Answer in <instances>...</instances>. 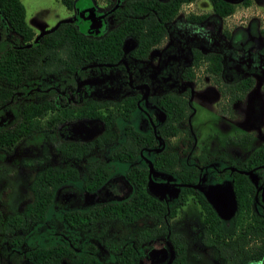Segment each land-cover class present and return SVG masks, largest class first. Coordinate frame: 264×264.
Masks as SVG:
<instances>
[{
	"label": "flooded vegetation",
	"instance_id": "af4514ba",
	"mask_svg": "<svg viewBox=\"0 0 264 264\" xmlns=\"http://www.w3.org/2000/svg\"><path fill=\"white\" fill-rule=\"evenodd\" d=\"M193 1L171 11L168 0H87L82 8L72 0L62 2L70 16L48 27L36 28L24 15L28 33L0 14V59L14 61L5 65L10 78L0 73V133H11L0 142V175L4 168L12 174L15 164L26 182L0 183V264H264V254L237 256L264 241V228L256 234L246 228L264 224V141L244 148L239 125L223 128L219 115L226 110L216 103L212 124L234 134L225 133L218 148L198 149L196 130L206 118L192 122L194 76H180L187 66L203 70L192 64L193 50L220 53L222 77L224 59L242 57L237 26L245 19L227 20L243 0H221L235 6L223 15L213 11L217 0L184 8ZM135 19L163 29L144 33L158 40L148 47L138 41L141 33L128 32L117 57L84 62L85 37L107 36L119 22L129 29ZM63 22L75 30L53 32ZM214 22L222 42L206 31ZM191 30L195 42L182 43ZM165 94L185 99L186 115L176 133L163 137ZM179 132L190 141H177ZM41 169L60 176L51 195L47 177L49 201L36 207L31 183ZM142 178L143 206L126 207Z\"/></svg>",
	"mask_w": 264,
	"mask_h": 264
},
{
	"label": "rangeland",
	"instance_id": "374dc122",
	"mask_svg": "<svg viewBox=\"0 0 264 264\" xmlns=\"http://www.w3.org/2000/svg\"><path fill=\"white\" fill-rule=\"evenodd\" d=\"M85 1L87 0H75V3L78 5L79 3H83ZM21 2L25 9V21L30 25H34L36 28L38 26L41 28L48 27V25H51V23H54L61 18L69 17L71 13V9H68L61 0H21ZM202 3H204V0H195L193 3L185 6L184 8L187 10L192 8L199 10ZM79 6L82 8L84 5L79 4ZM235 14L241 15V17L245 19V22H242L237 26V29L242 30V35L238 40L242 42L243 53L242 57L238 58L236 61H234L231 55L224 59V76L222 78L228 80L250 74L253 76L254 82L242 98L238 99L233 106L231 105L232 103L230 104L231 106L229 111L219 115V121L225 123L223 128H225L226 125L229 128L234 123H237L239 125V133L242 135L249 134L243 140L242 145L244 148H250L253 146L254 142H257L258 139L264 141V0H250L247 6L237 2ZM232 20L233 18L230 16L227 23L232 22ZM207 26L208 28L206 31L207 33L210 32V40L222 42L223 38H221V29L219 25L214 22L212 24H208ZM85 27L86 26L84 24L83 28ZM232 27L234 26H228L230 29H233ZM194 33H197V31H189L188 35H191L184 38L182 43H185L186 41L187 43L195 42V38H193L195 35ZM205 37L207 38V35ZM205 41L206 40H201L200 42L207 44ZM182 48L183 49L180 51L184 52V45H182ZM255 57L257 63H255ZM253 64L258 67H255L254 69ZM180 82L183 83L181 80ZM190 84L194 88L195 92L192 102L195 109L191 120L194 122L195 119L204 120L206 118V122L203 125L198 126L196 130L197 148L200 150L205 149V145L207 144L211 149L218 148L221 144L225 143V133L234 134L232 131L230 133L229 129H221L220 131H217L218 129H216L212 124L214 114L213 111L218 110L216 103L220 106L219 103H223L224 96H220L212 78L206 72L201 70V68L195 71L194 78ZM187 124V120L185 119L179 122L181 130H186ZM251 135H253L252 138L250 137ZM216 138H219V140ZM175 139H177V141H181V143L190 141L188 133L186 132H179L178 137ZM29 151L30 149H26L25 153H28ZM42 164L43 163H40L39 165ZM13 165L14 166H10L12 174H7L6 170L8 168H4L5 172L2 173L3 177L0 178V183H5L2 182L3 179L4 181L8 179V183L12 181L16 184L18 183L19 188H23L26 182L13 172V168L17 169L15 164ZM7 166L9 165H3V167ZM1 191L2 190H0V197L3 196ZM16 192L18 191L15 189L12 194L15 195ZM183 221L184 220H181L180 223L189 224L190 220L187 219L184 222Z\"/></svg>",
	"mask_w": 264,
	"mask_h": 264
},
{
	"label": "trees",
	"instance_id": "16d2710c",
	"mask_svg": "<svg viewBox=\"0 0 264 264\" xmlns=\"http://www.w3.org/2000/svg\"><path fill=\"white\" fill-rule=\"evenodd\" d=\"M65 5L70 6L72 0H61ZM184 1L188 0H168L167 5L172 10H175L176 7ZM173 3V4H171ZM213 11L218 15H223L226 13H230L234 10L235 6L233 3L224 2L221 0L213 1ZM249 3V0H243L242 4L246 5ZM139 11V8H137ZM0 14L4 16L7 20L8 24L15 29L19 33H28L29 29L25 24L24 15L25 9L21 2V0H0ZM74 27L71 23L63 22L61 23L53 32H62V31H74ZM107 36H103L102 38L96 39L94 37H88L84 39V46H83V58L84 62H88L94 59H102L105 57L106 59L115 58L117 57L120 52V42L125 33L128 32H139L142 34V38H139L138 41L144 40L146 42V46L158 40L159 37L155 39H147V36L144 35L145 32H154L156 34H162L163 29L159 30L156 26H152V24L143 25L141 24L139 19H135L132 22V26L128 29V24L124 22H119L118 24L112 25L109 29H107ZM8 56V55H7ZM5 55L2 59H0V73L5 75L6 77L10 78L12 74L11 68L6 67L5 65H12L14 63L13 56L9 55L8 59ZM27 60V54H24ZM192 64L196 67L199 64H203V71L206 72L211 78L214 84L218 86V89L222 96H224V101L221 104L223 111L230 110V104L236 100L240 99L244 96V94L251 88L254 82V78L252 75L247 74L240 78H236L231 81H225L222 78V62H221V55L218 52H206L201 53L199 51L193 50L192 53ZM194 71L192 70L191 66H187L181 73L180 76L183 78L192 79L194 76ZM163 104L164 110L166 113V119L160 129L163 137L166 135L174 134L178 131L177 122L184 118L186 115V101L185 99H179L172 95V94H165L163 96ZM27 121H25L26 123ZM28 126V124L26 125ZM20 128L24 127L23 121L19 126ZM11 133H0V142L7 137H10ZM246 136L244 135L243 138L245 139ZM167 158V157H166ZM169 158V157H168ZM50 176V195L53 192L54 187L59 183V171L52 170L51 175L48 173L45 174V169H41L38 171L31 183V188L35 193L34 198V206H40L41 204L44 205L49 201L48 194V182L47 177ZM140 182L135 190L136 195L131 200V204L126 205L129 207H141L144 203L143 199V178L139 179ZM248 182V181H247ZM246 183V181L244 182ZM235 188V185H234ZM236 192H240L235 188ZM248 191V190H245ZM251 191V190H250ZM242 194V193H241ZM237 195V193H236ZM245 196H241L244 198ZM238 198V195H237ZM148 199V197H147ZM203 199V198H202ZM150 200V197H149ZM241 200V199H240ZM239 202V199H238ZM241 202V201H240ZM173 205V204H172ZM172 205L168 207L171 209L173 208ZM124 206V205H123ZM166 207V206H164ZM240 208V203L238 205V209ZM238 215V212L236 213ZM250 230L251 234H256L257 232H261V229L264 228V224L259 226V229L255 225L248 224L246 226ZM236 239H239L237 236ZM241 247V246H240ZM264 254V241L257 247L253 248H244L241 247L240 251L237 253V256L246 259H257L260 258ZM54 263V262H53ZM56 264V263H54Z\"/></svg>",
	"mask_w": 264,
	"mask_h": 264
},
{
	"label": "built area",
	"instance_id": "2783aa9c",
	"mask_svg": "<svg viewBox=\"0 0 264 264\" xmlns=\"http://www.w3.org/2000/svg\"><path fill=\"white\" fill-rule=\"evenodd\" d=\"M230 16H232L233 20H239L241 18V15H236L235 13H232ZM246 16V15H242Z\"/></svg>",
	"mask_w": 264,
	"mask_h": 264
},
{
	"label": "water",
	"instance_id": "95a60500",
	"mask_svg": "<svg viewBox=\"0 0 264 264\" xmlns=\"http://www.w3.org/2000/svg\"><path fill=\"white\" fill-rule=\"evenodd\" d=\"M93 23H90L89 26H92ZM229 204L231 205V208H233L234 206V202H233V199L231 198ZM217 208V207H216Z\"/></svg>",
	"mask_w": 264,
	"mask_h": 264
}]
</instances>
